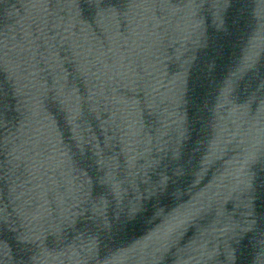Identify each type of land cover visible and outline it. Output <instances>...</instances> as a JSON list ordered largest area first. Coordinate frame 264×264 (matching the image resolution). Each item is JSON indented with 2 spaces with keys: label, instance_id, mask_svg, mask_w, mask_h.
Instances as JSON below:
<instances>
[{
  "label": "water",
  "instance_id": "obj_1",
  "mask_svg": "<svg viewBox=\"0 0 264 264\" xmlns=\"http://www.w3.org/2000/svg\"><path fill=\"white\" fill-rule=\"evenodd\" d=\"M0 264H264V0H0Z\"/></svg>",
  "mask_w": 264,
  "mask_h": 264
}]
</instances>
